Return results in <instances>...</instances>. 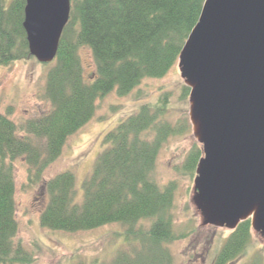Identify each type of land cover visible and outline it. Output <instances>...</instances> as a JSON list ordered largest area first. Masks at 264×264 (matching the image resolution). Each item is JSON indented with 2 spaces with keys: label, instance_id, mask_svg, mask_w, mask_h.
Instances as JSON below:
<instances>
[{
  "label": "trees",
  "instance_id": "1",
  "mask_svg": "<svg viewBox=\"0 0 264 264\" xmlns=\"http://www.w3.org/2000/svg\"><path fill=\"white\" fill-rule=\"evenodd\" d=\"M204 1L70 0L69 20L45 73L43 97L51 109L29 119L23 128L0 114V264L33 261L32 254L14 241L13 161L22 156L31 184L39 182L46 166L61 155L68 136L95 115L98 99L112 91L128 95L143 79L162 77L177 63ZM24 2L0 0V66L33 57L22 24ZM81 45L91 50L94 59L96 75L91 82L82 76L77 52ZM183 88L188 94L189 88ZM138 110L105 133L106 147L82 182L81 198L70 170L44 182L47 201L39 222L43 228L70 233L118 223L124 227L126 248L118 251L112 264H172L166 244L186 234L173 230V187H160L153 179L159 148L172 127L160 120L162 110L146 104ZM148 131L150 138L145 135ZM31 136L45 140L43 150ZM194 149L189 154L193 170L202 153L200 146ZM146 220H151L148 226ZM251 238L247 219L230 231L211 264L237 260ZM258 260L244 264H259Z\"/></svg>",
  "mask_w": 264,
  "mask_h": 264
},
{
  "label": "rangeland",
  "instance_id": "2",
  "mask_svg": "<svg viewBox=\"0 0 264 264\" xmlns=\"http://www.w3.org/2000/svg\"><path fill=\"white\" fill-rule=\"evenodd\" d=\"M8 2L6 0L5 4ZM77 52L82 76L86 82H91L96 75L92 52L84 45ZM53 60L42 63L31 57L0 66V114L13 121L16 127L23 128L29 119L47 114L51 109L50 102L43 97V90L45 73ZM184 86L175 63L164 76L143 79L128 95L119 96L112 91L98 99L95 115L79 132L68 136L61 155L46 166L43 178L35 184L28 179L25 159L20 156L13 161L17 221L14 241L32 254L33 261L29 264H112L118 251L125 250L124 227L118 223L70 233L43 228L39 217L47 201L44 182L70 170L75 177L77 198H81L82 182L92 171L100 151L106 147L105 133L139 111L143 104L152 110H162L160 120L172 127L159 148L153 169L154 182L160 187H173L170 209L173 230L177 234H186L184 238L166 244L172 264H211L231 230L202 225L201 217L190 201L196 174L195 169H191L189 154L200 144L191 131L188 94L184 95ZM17 134L23 136L24 132L17 131ZM145 135L150 138L152 134L148 131ZM30 138L44 149V139ZM150 222L146 220L144 226ZM251 239L243 255L230 264H244L256 258L259 264H264V238L252 231Z\"/></svg>",
  "mask_w": 264,
  "mask_h": 264
},
{
  "label": "water",
  "instance_id": "3",
  "mask_svg": "<svg viewBox=\"0 0 264 264\" xmlns=\"http://www.w3.org/2000/svg\"><path fill=\"white\" fill-rule=\"evenodd\" d=\"M30 55L51 62L70 0H25ZM177 67L201 145L192 204L201 224L264 237V0H205Z\"/></svg>",
  "mask_w": 264,
  "mask_h": 264
}]
</instances>
